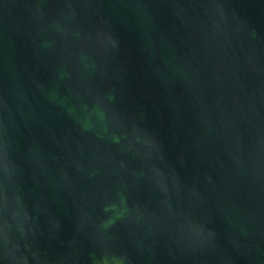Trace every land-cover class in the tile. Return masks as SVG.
<instances>
[{
	"label": "water",
	"instance_id": "obj_1",
	"mask_svg": "<svg viewBox=\"0 0 264 264\" xmlns=\"http://www.w3.org/2000/svg\"><path fill=\"white\" fill-rule=\"evenodd\" d=\"M0 264H264V0H0Z\"/></svg>",
	"mask_w": 264,
	"mask_h": 264
}]
</instances>
